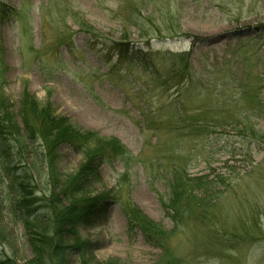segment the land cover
<instances>
[{
    "label": "rangeland",
    "instance_id": "rangeland-1",
    "mask_svg": "<svg viewBox=\"0 0 264 264\" xmlns=\"http://www.w3.org/2000/svg\"><path fill=\"white\" fill-rule=\"evenodd\" d=\"M0 4L7 15L0 21V94L12 111H18L27 92L29 100L48 105L82 132L119 139L135 158L126 183L120 178L121 164L100 170L102 182L94 185L92 197L111 199L95 224L79 229V239L90 246L87 264L111 259L121 264H164L170 258L183 264H264V145L250 146L235 124L217 131L211 127L214 121H238L242 126L255 124L264 134V0H0ZM131 15L137 26L135 20L125 23ZM124 39L148 54L153 67L146 61L135 66L106 64L99 54L103 41ZM177 53L189 55L197 85L189 93L190 83L178 93L182 68L172 70L167 60V54ZM186 120L209 126L202 136L207 139L199 141L181 132ZM34 150L17 154L13 175L18 183L7 188L12 193L7 202L22 193L21 183L31 194L30 202L51 197L47 181L34 166ZM59 153L61 174L76 173L84 164L83 156L66 145ZM183 164L193 177L209 176L225 193L208 207L205 218L196 215L195 223L175 229L163 208L168 199L165 176L172 166ZM4 187L0 186L1 198ZM128 208L173 233L166 254L162 243L150 241L140 230H128ZM22 225L3 202L0 257L16 264L33 259ZM78 256L77 250L71 251L68 262L82 264Z\"/></svg>",
    "mask_w": 264,
    "mask_h": 264
},
{
    "label": "trees",
    "instance_id": "trees-1",
    "mask_svg": "<svg viewBox=\"0 0 264 264\" xmlns=\"http://www.w3.org/2000/svg\"><path fill=\"white\" fill-rule=\"evenodd\" d=\"M6 16L0 9V21ZM133 20H135L134 25L137 26L138 20L132 15L125 18V23L131 24ZM82 30L91 34L94 39L101 40V37L95 36L94 31L89 27H83ZM101 46L102 50L99 54L108 65L135 66L139 62L146 61L150 67H153L148 54L135 48L126 39L110 43L103 41ZM167 55L172 70L177 71L182 68V72L178 74L177 87L181 88L178 93L188 89L187 83L191 85L187 93L194 90L197 85L193 83L194 80L191 77L189 55L187 53ZM29 99L28 93L24 92L18 103V111L15 113L8 99L0 94V186L1 188L5 186L4 190L8 191V187L12 188L14 182L18 183V179L13 175L14 170L17 169L14 165L16 156L22 155L23 152L27 154V150L32 147L37 155L34 166L38 174H42L47 181L51 197L44 202L41 200L30 202L31 194L28 195L29 193L21 183L22 193H19L15 200H10L11 204L10 201H6V198L12 193L2 191L0 206L3 207L4 202L13 220H20L23 228L26 229L29 246L33 253V259L28 264H70L68 262L70 252L76 250L80 262L87 264L85 255L90 246L79 239V229L95 224L99 214L105 206H108V201L111 199L108 196L92 197L94 185L102 182L100 170L104 165L119 163L124 170L120 178L123 183H126L132 165H135V158L119 139H103L94 133L82 132L67 118L52 113L48 105H41L34 98ZM246 105L249 108L250 103L247 102ZM14 114H18V117L16 118ZM165 122L164 124L167 125ZM184 123L181 132H186V136L189 134L197 137L199 141L207 139L202 136L209 126L203 125L202 121L194 124L186 120ZM234 124L235 127L242 128V135L250 139V146L264 145V134L255 129V124L249 126L247 123L242 126L238 121L220 120L214 121L211 127L217 131ZM64 145L74 153L83 156L84 164L76 173L65 175L58 171L59 149ZM36 148L40 152V157ZM166 175H169L168 178L165 176L168 199L164 201L163 208L175 229L186 228L195 223L196 215L198 219L201 216V220L205 218L208 207L225 193L217 189L216 182L210 180L209 176L193 177L186 164L180 167L172 166ZM121 180L117 186L120 185ZM225 181L223 179L220 182L224 184ZM115 198L113 197V201L117 202ZM41 215L45 219L40 220ZM125 215L129 231L140 230L150 241L162 243L165 252L166 244L174 236L173 233L148 220L136 208L126 209ZM163 263L183 264L178 258H170ZM0 264L16 263L9 258L0 257ZM103 264L121 263L111 259Z\"/></svg>",
    "mask_w": 264,
    "mask_h": 264
}]
</instances>
